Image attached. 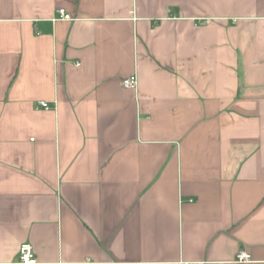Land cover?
Instances as JSON below:
<instances>
[{
  "label": "crops",
  "instance_id": "1",
  "mask_svg": "<svg viewBox=\"0 0 264 264\" xmlns=\"http://www.w3.org/2000/svg\"><path fill=\"white\" fill-rule=\"evenodd\" d=\"M25 242L264 264V0H0V264Z\"/></svg>",
  "mask_w": 264,
  "mask_h": 264
},
{
  "label": "built area",
  "instance_id": "2",
  "mask_svg": "<svg viewBox=\"0 0 264 264\" xmlns=\"http://www.w3.org/2000/svg\"><path fill=\"white\" fill-rule=\"evenodd\" d=\"M73 16L64 8L59 7L57 9V15L54 19H72ZM123 84L128 88H136L138 84V77L135 73H132L123 78ZM51 106L50 102L47 100H39L36 103V108H49ZM237 260L239 261H250L251 254L244 247L240 248L237 252ZM19 262L24 264L36 263L37 258L34 253L33 245L29 242H25L20 246V256ZM186 264H198V262H190Z\"/></svg>",
  "mask_w": 264,
  "mask_h": 264
}]
</instances>
